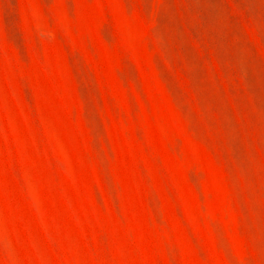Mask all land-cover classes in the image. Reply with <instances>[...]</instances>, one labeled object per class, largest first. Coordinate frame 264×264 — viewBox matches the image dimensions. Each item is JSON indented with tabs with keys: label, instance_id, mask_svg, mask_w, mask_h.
<instances>
[{
	"label": "rangeland",
	"instance_id": "1",
	"mask_svg": "<svg viewBox=\"0 0 264 264\" xmlns=\"http://www.w3.org/2000/svg\"><path fill=\"white\" fill-rule=\"evenodd\" d=\"M0 264H264V0H0Z\"/></svg>",
	"mask_w": 264,
	"mask_h": 264
}]
</instances>
